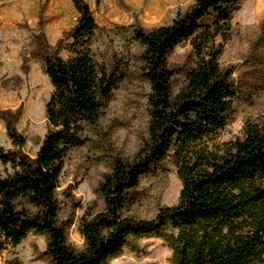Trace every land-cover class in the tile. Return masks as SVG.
Masks as SVG:
<instances>
[{
    "label": "trees",
    "instance_id": "1",
    "mask_svg": "<svg viewBox=\"0 0 264 264\" xmlns=\"http://www.w3.org/2000/svg\"><path fill=\"white\" fill-rule=\"evenodd\" d=\"M72 2L78 15L70 40L51 49L44 44L52 90L48 129L35 155L23 149L18 112L0 111L14 145H0V264L32 231L46 234L49 264H105L130 238L150 236L167 244L172 264L264 263V105L245 121L242 138L219 142L247 94L234 68L221 63L243 0H195L171 24L134 31L150 88L147 137L133 157L114 158L99 184L104 210L81 218L83 248L70 243L71 221L61 217L59 199L66 160L89 141L129 68V62L111 65L100 58L93 10L86 0ZM182 44L190 45L192 59L176 90L168 57ZM254 87L264 89V77ZM166 162L182 182L178 202L140 217L134 209L138 188L165 171ZM4 264L21 261L14 256Z\"/></svg>",
    "mask_w": 264,
    "mask_h": 264
},
{
    "label": "rangeland",
    "instance_id": "2",
    "mask_svg": "<svg viewBox=\"0 0 264 264\" xmlns=\"http://www.w3.org/2000/svg\"><path fill=\"white\" fill-rule=\"evenodd\" d=\"M86 1L101 29L97 40L100 58L111 65L129 62V68L97 127L90 131L89 141L69 154L60 180L61 217L71 221L68 239L78 249L84 246L81 218L105 208L99 191L104 174L111 171L115 157H133L147 137L150 88L141 74L142 46L133 40V33L137 28L169 25L195 2ZM77 15L72 0H0V111L18 112L15 127L26 139L24 151L32 156L48 129L46 102L52 87L43 69L44 44L51 49L61 39L69 41ZM233 27L221 63L234 68V76L240 78L247 94L238 100L235 117L221 133L220 143L242 138L245 121L260 113L264 105V89L254 87L264 77V59H256L264 53V0H243L234 14ZM60 53L67 54L64 49ZM191 59L189 44L177 46L168 57L175 69L176 90L182 85L183 71ZM0 145L14 148L1 118ZM181 188L175 167L166 162L165 171L141 182L135 213L144 218L154 216L160 206L178 202ZM46 247V234L32 231L4 253L2 262L17 256L21 264H49ZM171 257L163 239L132 237L123 251L105 264H172Z\"/></svg>",
    "mask_w": 264,
    "mask_h": 264
}]
</instances>
